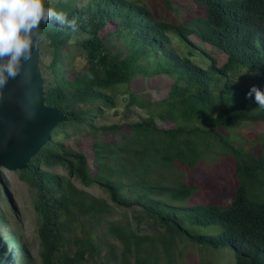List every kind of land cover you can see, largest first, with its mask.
Segmentation results:
<instances>
[{
  "label": "trees",
  "instance_id": "1",
  "mask_svg": "<svg viewBox=\"0 0 264 264\" xmlns=\"http://www.w3.org/2000/svg\"><path fill=\"white\" fill-rule=\"evenodd\" d=\"M192 1L203 10L181 22L165 21L136 0L45 5L75 20L76 29L56 20L40 24L39 48L50 56L42 66L45 103L66 114V120L18 170L34 189L41 264H87L100 257V246L111 254L112 240L122 246V261L132 254L138 264H156L154 249L160 242L171 264L177 238L230 249L234 264H264V132L259 139L231 137L240 121L264 122V107L257 105L254 93L247 96L253 85L264 92V0ZM190 36L225 53L224 63L217 64ZM109 37L122 48L110 50L105 44ZM67 45L79 50L70 53ZM74 58L83 67L68 69ZM161 74L172 77L165 98L127 96L126 106L145 110L144 116L95 127L100 105L115 106L111 89L136 76ZM166 122L174 126L158 125ZM69 123L111 138L93 140L92 164L83 151L57 138ZM216 159L229 162L235 176L226 204L213 182L183 179L184 173ZM55 165L63 166L66 175L45 169ZM70 178L99 186L111 204L77 188ZM112 204L139 207L138 224L150 219L161 234L140 236L128 221L108 219ZM0 223L6 226L1 212ZM0 264H34L10 230L0 232Z\"/></svg>",
  "mask_w": 264,
  "mask_h": 264
},
{
  "label": "rangeland",
  "instance_id": "2",
  "mask_svg": "<svg viewBox=\"0 0 264 264\" xmlns=\"http://www.w3.org/2000/svg\"><path fill=\"white\" fill-rule=\"evenodd\" d=\"M58 1L65 0H44V4L54 5ZM79 4L83 5L87 0H77ZM145 5L154 13L155 16L160 17L165 21H183L184 18L194 13L195 10L202 11L203 8L199 4L193 3L192 0H136ZM104 34V32H101ZM192 40L208 51L217 64H222L226 60V54L222 51L216 50L213 47L204 44L195 36H190ZM173 39V37H172ZM176 48L181 54H184V49L181 44L176 42ZM105 44L113 52L122 48L120 43L114 38L109 37L105 39ZM70 53L78 51L77 46L67 45L65 48ZM184 50V51H183ZM75 56V55H74ZM50 60L49 54L40 50V67L47 64ZM199 58L195 61L199 62ZM73 63H69L68 69L81 68L84 62L79 58H74ZM204 63H207L205 61ZM69 76V74H67ZM172 83V77L161 74L152 77L136 76L128 83H123L115 86L109 91L115 100V106L108 107L100 105V112L93 120L95 127L102 125L121 124L134 122L145 115V110L139 109L134 105L126 106L127 96L129 93L147 94L152 101H159L165 98L168 94L169 86ZM85 107L86 105H82ZM162 127H172L174 123H158ZM80 126V127H78ZM61 132L64 136H58L60 141L67 143L76 150L83 151L92 164L93 152L92 142L94 139L101 140L108 137V133L100 134L94 132L89 126L85 124L69 123L61 127ZM264 122L259 121H240L234 125L231 137L235 139L236 136H246L248 139H259L263 136ZM62 134V133H61ZM112 135V134H109ZM116 138V135L113 136ZM108 139H111L108 137ZM243 138L238 139V143H242ZM201 170H192L188 175L184 173V180H198L209 181L216 184L219 188V193L224 194L223 204L230 201L227 194L232 190V184L235 182L234 172L231 164L225 163L222 159L210 160L201 165ZM48 171L59 175H66V170L61 165H55L45 168ZM2 181L0 182V212L6 218V226L0 223V232L4 233L6 230L14 232L18 239L25 244V247L32 256L34 264H41L40 240L37 232L38 219L35 216L32 200L34 196V189L26 182L20 179L18 171H9L3 169ZM73 184L80 189H84L91 194L105 198L110 204L108 194L105 190L97 185L84 186L77 179L70 178ZM210 195V192L207 193ZM194 201H199V197L193 198ZM140 209L137 206L133 207H119L112 204L111 213L107 215L108 219L122 220V222H129L131 228L140 236L149 235L157 237L161 234L160 227L152 226L150 219L141 220L138 224L137 215ZM114 244L111 254L103 247H101L100 257L87 264H138L135 256L127 255L122 261V246L117 241H111ZM161 243L158 242L154 255L156 256V264H166L167 258L164 253ZM141 258V256H140ZM171 264H234L233 252L225 248H213L209 246H201L185 238L176 240L171 251Z\"/></svg>",
  "mask_w": 264,
  "mask_h": 264
},
{
  "label": "water",
  "instance_id": "3",
  "mask_svg": "<svg viewBox=\"0 0 264 264\" xmlns=\"http://www.w3.org/2000/svg\"><path fill=\"white\" fill-rule=\"evenodd\" d=\"M40 40L37 38L31 58L21 61L20 74L0 92V182L3 169L26 168L51 139L52 130L66 120V114L45 103Z\"/></svg>",
  "mask_w": 264,
  "mask_h": 264
},
{
  "label": "clouds",
  "instance_id": "4",
  "mask_svg": "<svg viewBox=\"0 0 264 264\" xmlns=\"http://www.w3.org/2000/svg\"><path fill=\"white\" fill-rule=\"evenodd\" d=\"M49 20L76 29L75 20L68 21L65 13L45 7L44 0H0V92L20 74L21 61L31 58L37 38H43L39 26ZM253 93L257 105L264 107V92L253 85L247 96Z\"/></svg>",
  "mask_w": 264,
  "mask_h": 264
}]
</instances>
